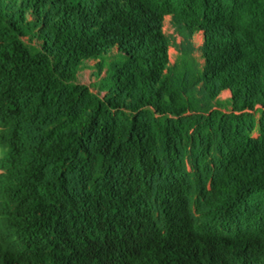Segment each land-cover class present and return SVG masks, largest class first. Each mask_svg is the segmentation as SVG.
Here are the masks:
<instances>
[{
    "label": "trees",
    "instance_id": "16d2710c",
    "mask_svg": "<svg viewBox=\"0 0 264 264\" xmlns=\"http://www.w3.org/2000/svg\"><path fill=\"white\" fill-rule=\"evenodd\" d=\"M0 148V264H264V0H0Z\"/></svg>",
    "mask_w": 264,
    "mask_h": 264
},
{
    "label": "rangeland",
    "instance_id": "374dc122",
    "mask_svg": "<svg viewBox=\"0 0 264 264\" xmlns=\"http://www.w3.org/2000/svg\"><path fill=\"white\" fill-rule=\"evenodd\" d=\"M164 32L165 34L172 38L173 40V44L175 43L176 45H178L181 42V38L177 35L172 23H171V17L168 16L165 18V23H164ZM195 41L196 43L200 44V36L196 35L195 36ZM173 45L172 47V54H170L169 56H172L174 59L175 57L173 56L174 54L177 56V46ZM196 57L198 58V60L203 63V60L200 58L199 54L196 53ZM95 71L96 69L93 67V62H88V65L86 67H84L83 69H81V71L79 72V80L82 83L88 84L89 86H91L93 88V90L97 91V85L99 84L100 79L95 76ZM105 93L103 92V95ZM255 136H258L257 133H255ZM0 156H2V152H1V148H0Z\"/></svg>",
    "mask_w": 264,
    "mask_h": 264
}]
</instances>
